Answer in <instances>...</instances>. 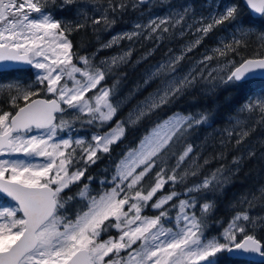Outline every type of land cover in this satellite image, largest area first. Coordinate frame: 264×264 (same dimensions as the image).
I'll list each match as a JSON object with an SVG mask.
<instances>
[{
  "label": "snow or ice",
  "instance_id": "obj_1",
  "mask_svg": "<svg viewBox=\"0 0 264 264\" xmlns=\"http://www.w3.org/2000/svg\"><path fill=\"white\" fill-rule=\"evenodd\" d=\"M150 2L133 0L131 6ZM49 3L54 0H0V74L26 70L15 65L35 70L34 84L0 83L3 103L10 109L0 110V200L7 201L0 206V264H217L224 252L234 261L252 258V264H264V239L250 231L257 220L247 211L236 212L218 235H209L213 204L201 203L194 194L223 184L224 167L188 184L211 162L205 158L199 163V153L185 139L193 127L207 122V115L175 112L157 120L112 162L110 174L96 188L95 177L88 174L123 141L129 127L177 102L198 77L240 85L264 81V55L227 59L225 76L210 63L239 55L252 36L264 47V0H242L250 13L247 19H241L239 2L191 24L184 8L136 23L133 31L117 33L102 44L101 50L141 36L161 41L177 28L181 37L186 32L195 37L179 53L169 49L167 59L146 73L143 86L157 87L125 119L117 118L124 100L114 98L116 85L104 82L130 61L132 48L98 63L94 56L78 55L69 38L73 27L47 11ZM126 7L123 0H109V8L93 23L112 24L107 12ZM226 23L232 34L206 51L188 73L178 74L185 57ZM261 91L241 106L240 113L247 115L224 130V147L233 139L243 144L257 126H264ZM82 125L95 131L89 136L67 134ZM247 154L255 152L249 149ZM216 158L223 159L224 153ZM240 159L233 158V164ZM181 185L182 192L177 190ZM244 202L251 205L247 198Z\"/></svg>",
  "mask_w": 264,
  "mask_h": 264
},
{
  "label": "trees",
  "instance_id": "obj_2",
  "mask_svg": "<svg viewBox=\"0 0 264 264\" xmlns=\"http://www.w3.org/2000/svg\"><path fill=\"white\" fill-rule=\"evenodd\" d=\"M216 0H170L172 11L179 12L188 8L186 22L191 24L193 19L201 16L207 18L213 12V2ZM121 0H112L113 4L120 3ZM127 7L119 11H108L114 23L105 25L94 24L93 19L102 15L109 8V0H72L65 3L64 0H54L49 3L47 11L62 23L73 27L70 40L73 43V50L78 55L100 54L104 57L109 54H117L125 49L132 48L130 61L117 69L104 82L105 86L116 85L115 99L124 100L118 113V119H125L134 106L142 101L149 93L155 91L157 83H152L147 87L143 86L146 73L150 68L161 63L172 51L179 50L183 44L193 40L195 37L191 32H186L180 36V29L177 28L172 34H164L162 41L144 39L142 36L133 40H122L118 46L101 50L104 41L130 27V24L143 19L147 13L143 11L146 5L133 8V0H123ZM222 8L233 2H239L241 6V19H247L249 11L243 5L242 0H219ZM210 8H206L207 6ZM165 6L162 7L164 9ZM148 15V14H147ZM82 27L76 29L75 25ZM229 24L220 25L215 28L204 39L200 47L195 49L177 66L179 72L184 71L192 62L199 60L206 51L217 47L221 39L228 38L231 33ZM255 54L264 55V47H260L256 37H250V43L246 48L239 49V55L232 57H218L211 61V67H218L227 59H234L239 62L242 58L251 57ZM146 57V58H145ZM227 72H222L220 76H225ZM214 76L217 74H213ZM19 82L27 85L35 82L34 70L29 69L9 74H0V83ZM264 89V81L257 80L253 84H233L224 83L220 79L199 80L191 88L187 89L180 99L161 109L150 119L142 121L136 126H131L126 132L123 141L113 145L110 155L103 158L89 169L91 176L95 177L92 187L98 186V181L104 179L112 170V162L118 160L122 153L129 147L135 146L157 120L167 118L175 112L181 114L199 115L205 114L208 117L206 123L193 127L186 136V141L194 145L195 151L199 153V163L203 164L205 158H211V162L204 165L200 173L195 177H190L188 184L198 183L204 176L209 175L216 168L223 166L225 169L226 181L219 187L195 193L201 203L210 201L213 204L211 215L208 217L209 235L219 234L223 224H226L236 214V212L247 211L252 218L257 220V226L250 231L264 239V126H257L250 133L245 142L236 145L233 139L227 147L221 144L224 138L223 133L226 128L232 127V122L240 116L243 118L246 113H240L241 106L249 99L260 96ZM43 95V93H41ZM3 94H0V110L8 111L9 106L3 103ZM80 130L91 134L94 129L89 126H78ZM249 149L255 152L254 156H249ZM224 153V158L219 159L218 154ZM240 157L238 165L233 164V158ZM184 186H178V191H183ZM75 190V188H74ZM245 198L251 201V205L244 202ZM4 203L7 201L2 200ZM175 211V210H174ZM173 211V212H174ZM152 215V211H148ZM116 236L118 233L112 232ZM217 264H252L250 261H234L227 255V252L218 255Z\"/></svg>",
  "mask_w": 264,
  "mask_h": 264
},
{
  "label": "rangeland",
  "instance_id": "obj_3",
  "mask_svg": "<svg viewBox=\"0 0 264 264\" xmlns=\"http://www.w3.org/2000/svg\"><path fill=\"white\" fill-rule=\"evenodd\" d=\"M219 0H216V1H214L213 2V5L212 4H210L212 7H213V12L219 7V6H221V2H218ZM146 6H147V8L146 9H143V11H146L145 13H147L146 14V16L143 18V19H139L138 21H136V22H133L132 24H130V27L129 28H127V29H124V30H122L120 33H126V32H131V31H133L134 30V25L136 24V23H141V24H146L148 21H149V19L150 18H153V17H165V16H167V15H169V13H171L170 12V10L172 11V3H170V0H155V1H153V2H150L149 4H145ZM207 6V4H206V8H210L211 6ZM223 5V4H222ZM163 6H165L164 7V9H162V7ZM33 15H36V14H33ZM232 29H231V33H232ZM113 37V36H112ZM111 37V38H112ZM110 39V38H109ZM108 39V40H109ZM108 40H106V41H104L103 42V44L104 43H106ZM162 41V40H161ZM189 42V41H188ZM187 43V42H186ZM184 46V44L181 46V48H179V50H176V51H173L174 53H179L180 52V50L182 49V47ZM104 50V49H103ZM114 55H116V54H114ZM90 56H94L95 57V62H99L100 60H102V59H105V58H110L111 56H113L112 54H109V55H106V56H104V57H101L100 56V54H98V53H96V54H93V55H90ZM167 59V57L164 59V60H166ZM163 60V61H164ZM197 61V60H196ZM196 61H194V62H192V64H190L184 71H182V72H179L178 70H177V73L178 74H181V75H183V74H186V73H188L192 68H193V66H194V64H195V62ZM225 64V63H224ZM224 64H222V65H220V66H218V67H213V68H217L218 69V73L219 74H221L222 72H227L228 71V68H226V67H224ZM154 67V66H153ZM153 67H151L150 69H152ZM34 70V69H33ZM34 73H35V70H34ZM214 74V73H213ZM215 74H217V73H215ZM199 80H203L202 78H197V81H196V83L195 84H197V82L199 81ZM31 84H34V83H31ZM88 95H91V93H89ZM85 130H80L78 127H77V130L76 131H73V132H70V133H67V134H69V135H72L73 137H75V136H77V135H81V136H89L90 134H88V133H86V132H84ZM66 133H61L60 135H65ZM3 204H5L2 200H0V206H3ZM174 211V210H173ZM146 214H148V212L146 213ZM175 214V211L173 212V215ZM148 215H150V214H148ZM104 238H107V236H105Z\"/></svg>",
  "mask_w": 264,
  "mask_h": 264
},
{
  "label": "water",
  "instance_id": "obj_4",
  "mask_svg": "<svg viewBox=\"0 0 264 264\" xmlns=\"http://www.w3.org/2000/svg\"><path fill=\"white\" fill-rule=\"evenodd\" d=\"M15 67H22V68H24V69H26V70H29L30 68H29V66H27V65H15ZM227 255L229 256V254L227 253ZM230 257V256H229ZM232 258V257H231ZM243 260H246V261H250V262H252V258H245V259H243Z\"/></svg>",
  "mask_w": 264,
  "mask_h": 264
},
{
  "label": "flooded vegetation",
  "instance_id": "obj_5",
  "mask_svg": "<svg viewBox=\"0 0 264 264\" xmlns=\"http://www.w3.org/2000/svg\"><path fill=\"white\" fill-rule=\"evenodd\" d=\"M153 1H155V0H151V2H153ZM222 5V4H221ZM247 9V8H246ZM248 10V9H247ZM249 11V10H248Z\"/></svg>",
  "mask_w": 264,
  "mask_h": 264
}]
</instances>
